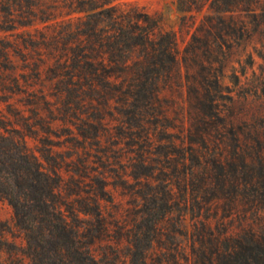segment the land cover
Listing matches in <instances>:
<instances>
[{"label":"trees","instance_id":"1","mask_svg":"<svg viewBox=\"0 0 264 264\" xmlns=\"http://www.w3.org/2000/svg\"><path fill=\"white\" fill-rule=\"evenodd\" d=\"M123 1L0 0V104L31 109L38 121L45 111L48 135L60 122L84 149L92 139L112 137L108 120L121 126V156L130 157L123 170L144 178L133 194L142 201L135 217L119 227L117 243L129 245L123 264H264V224L246 221L238 232L213 226L221 202L228 215L264 210V148L251 151L234 130L226 145L218 99L203 116H187L183 108L173 116L163 96L182 63L189 74L199 67L190 77L207 96L211 80L220 87L234 49L261 32L264 0H186L184 15L210 5L181 59L175 33ZM9 121L0 115V202L13 210L27 264H113L93 249L111 232L103 202L113 198L103 173L87 183L88 150L78 164L51 139L40 138L32 150ZM37 125L22 127L36 135L43 127ZM254 139L262 144L261 134ZM179 155L183 170L172 160ZM104 158L99 151L103 169ZM5 231L0 223V253L12 256L16 247Z\"/></svg>","mask_w":264,"mask_h":264},{"label":"rangeland","instance_id":"2","mask_svg":"<svg viewBox=\"0 0 264 264\" xmlns=\"http://www.w3.org/2000/svg\"><path fill=\"white\" fill-rule=\"evenodd\" d=\"M123 2L132 4L140 11L154 16L159 21L160 28L163 31L175 33L180 59L183 57L196 27L200 24L210 5L209 2L204 1L202 2L203 7H199L204 8L201 13L194 12L193 14L184 15L180 8H188L186 0H124ZM250 56L252 57V66L249 65ZM197 69L199 67L193 69V73L190 72L191 76L194 73L196 74ZM190 74L182 63L181 76H178L172 87L164 89L163 96L166 103L172 108V115L174 116L176 114L174 112L181 111L183 108L187 116L188 114L196 116L204 112L205 106H209L212 99H218L219 110L228 124V126L222 128L226 145L233 144L231 130H234L242 134L245 142L249 143L251 151L259 147L264 148V26L261 32L253 36L251 40L234 49L224 70V76L221 78V86H215V82L211 80L209 84L211 95L207 96L198 84V79H192ZM235 76L238 77V81ZM198 90L200 93H198ZM19 108L23 110V113L10 109L6 104H0V115L5 116L6 120H10L9 122L12 123L13 128L21 130V133L26 135L25 140L32 150H38V147H41L40 138L43 140L51 139L55 144L61 143V147L57 150L65 153L66 156H73L72 159L76 160L77 164L79 163L77 157H84L88 150L89 157L87 156V159L90 162L91 170H87L90 174L87 183L93 186L94 180L99 177L98 174L103 173L106 176L108 190L113 198L111 202L110 199L103 202L105 214L111 223V232L103 241L96 243L93 249L96 254L101 256L103 253L109 254L110 262L113 264H123V262L128 261L129 245L126 241L117 243L120 236L118 232L119 227L122 226L125 220L131 222L138 209L136 206L142 203L140 199L134 198L133 194L142 188L144 178L135 179L132 170H123V166L129 160L127 158L130 157L129 155L126 158L121 156V149L126 147L120 135L122 132L121 126L117 122L108 120L105 128L107 132L109 131L108 134H112V137L106 135L101 140V144H97L96 140L92 139L86 143V149H84L81 145L83 139L79 137L78 140L75 138V141H73L72 137L68 135L69 131L67 132L60 122L54 124L52 133L48 135L46 130H48L50 120L48 113L45 111L42 112L43 116L38 121L31 109ZM80 112L85 114L88 113V110L78 111V113ZM21 116H24V119ZM200 116L203 115L200 114ZM37 121L38 123H36ZM23 124L31 126L40 124L37 126L43 127H39V132L33 135L28 133L26 126L22 127ZM71 129L77 135L76 128L71 127ZM2 131L0 129V132ZM255 132L261 134L263 138L261 145L254 139ZM174 133L178 134V132ZM177 144L176 148H179L181 143L177 141ZM72 145L75 146L72 147ZM99 151L107 154V159L104 158L105 161L107 160V168L105 169L98 162L97 153ZM156 158L158 157L156 156ZM172 160L177 165L180 164L177 170H183L184 160L181 155L173 157ZM160 169L172 170L166 167ZM68 180L69 176L67 175L66 181ZM70 184L69 181L68 185ZM224 206H226L225 202H221L217 208H214L215 211H218V213H213L216 218L213 219L214 228L216 224H220L238 232L246 221L255 228H260L264 224V210L260 212V216H257L253 214L252 210L244 207L239 212L228 215L224 211ZM0 223L6 229L4 233L5 241L14 244L16 247L12 256L6 250L0 253V264H27V260L22 254L25 246L23 233L16 228L13 210L5 201L0 202Z\"/></svg>","mask_w":264,"mask_h":264}]
</instances>
